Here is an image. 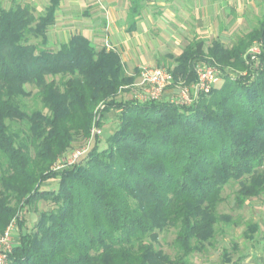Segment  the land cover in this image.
Returning <instances> with one entry per match:
<instances>
[{
	"label": "trees",
	"instance_id": "16d2710c",
	"mask_svg": "<svg viewBox=\"0 0 264 264\" xmlns=\"http://www.w3.org/2000/svg\"><path fill=\"white\" fill-rule=\"evenodd\" d=\"M56 4L37 13L28 3L0 2V233L13 220L22 228L18 212L36 201L52 206L19 232L6 264H189L220 225L234 223L217 212L224 185L237 183L239 207L264 193V13L229 47L193 40L175 57V80L193 83L201 61L221 80L185 105L118 98L139 69L126 74L116 50L81 33L48 47ZM253 42L257 59L247 54ZM29 96L40 105L28 108ZM111 109L118 125L105 146L95 134L83 160L53 171L74 139L100 129ZM50 178L57 186L42 188ZM170 227L174 256L155 247ZM256 229L249 225L245 237Z\"/></svg>",
	"mask_w": 264,
	"mask_h": 264
},
{
	"label": "rangeland",
	"instance_id": "374dc122",
	"mask_svg": "<svg viewBox=\"0 0 264 264\" xmlns=\"http://www.w3.org/2000/svg\"><path fill=\"white\" fill-rule=\"evenodd\" d=\"M181 1L182 0H171L169 4L164 6L161 4L163 0H157L155 5H157L158 8L162 6V12L173 11V9H180ZM190 3L191 8L189 9L191 15L200 16L203 14L205 17L204 25L206 24V27L203 28L206 31L197 33L205 36V46L209 45L211 40L215 38L219 39L223 46H231L239 36L244 35L257 25L258 18L264 12V0H190ZM187 19H190L189 23L191 26H195L193 19L190 17ZM159 23L162 26L159 30L150 31V33L155 35L154 40H156L160 48L156 53L157 58L151 62L140 64L138 69L148 66L172 67L174 64V56L182 50L191 38H193L190 33L193 28L189 27V30H182L180 27H174L175 32L173 30L171 31H173L175 35L169 36L168 29H165L167 21H159ZM251 45L249 47H251ZM153 51L154 50L148 54L152 55ZM227 70L232 76L240 73L230 68ZM217 74L218 79L214 85L215 87H219L221 84L219 71ZM191 84L184 83L180 79L175 80L172 84L165 87L157 98L159 100L180 103L182 102L180 91L184 88V85L187 86L189 97H195L194 90L190 87ZM25 88L28 90L31 89L32 92L36 91V89L30 85H25ZM147 88L148 87L140 84V76L137 74L135 75L133 83L129 87H125L118 95V98L143 97L147 95ZM25 102L28 108L40 105L38 99L33 96L26 97ZM102 120L103 124L100 127V133L97 134L99 148L105 146V139L109 135L110 130L112 131L117 127L118 110L111 109L106 112ZM94 137L95 135H91L88 138L76 137L67 152L52 164L51 169L58 172L66 168L67 165L63 166L64 160L62 157L73 151L76 147H86L87 150L85 154L78 162L83 160V157L87 155L88 151L95 143ZM56 186L57 178L47 179L41 184L42 188L49 189L55 188ZM237 187L238 185L235 181H231L224 185L222 189V196L224 198L217 206V212L228 214L234 223L220 225L221 229L216 233L213 244L207 246L204 251L193 252L189 256V264H223V249L227 250L228 256L232 261L231 264H264V193L260 196L247 199L245 204L239 207L234 202V193ZM51 207L48 201L39 200L33 205L19 211L18 215L19 220H22V228L18 225L16 220L13 221L11 239L13 245L19 242V232L22 229H30L37 221L39 213ZM252 223H256L257 229L253 232L252 238H246L244 233ZM174 237L175 229L173 227L160 231L155 241V247L174 256L177 250L174 244Z\"/></svg>",
	"mask_w": 264,
	"mask_h": 264
},
{
	"label": "crops",
	"instance_id": "0c3cea01",
	"mask_svg": "<svg viewBox=\"0 0 264 264\" xmlns=\"http://www.w3.org/2000/svg\"><path fill=\"white\" fill-rule=\"evenodd\" d=\"M135 1H138V6L134 14L132 9ZM0 2L5 8H9L13 3H28L37 13H42L51 0H0ZM156 2L157 0H57L54 22L47 30V46L56 50L71 35L81 33L97 48L104 46L116 50L124 64L126 74H133L140 64L157 58L156 53L160 48L154 40L155 35L150 31H157L162 27L159 21H167L165 29H168L169 36L175 35L174 27H180L182 30L193 28L190 31L193 38L187 44L193 40H202L204 48H207L212 41L219 40L212 39L210 44L205 46V36L197 34L206 31L203 28L206 27L205 17L203 14L191 15L190 0H182L179 10L165 12H162V6L158 8L155 5ZM170 2L171 0H163L161 4L166 6ZM189 17L194 20L195 26L190 25V19H187ZM152 50L153 54L149 55ZM177 55L173 58L174 64L171 69L175 65ZM114 130H110L109 134Z\"/></svg>",
	"mask_w": 264,
	"mask_h": 264
},
{
	"label": "built area",
	"instance_id": "2783aa9c",
	"mask_svg": "<svg viewBox=\"0 0 264 264\" xmlns=\"http://www.w3.org/2000/svg\"><path fill=\"white\" fill-rule=\"evenodd\" d=\"M259 53L260 45L257 42L253 43V45H251V47H249L247 50V54L251 59H257V55ZM217 72V69L205 62L197 63L196 79L190 85V87H192L194 90L195 97L199 93H207L211 89V87L215 85L218 79ZM139 76L140 84L148 87L147 95L143 97H136V99L140 101L148 99L159 100L157 97L159 96L160 92L175 81L172 70L163 66L141 67L139 69ZM183 87L184 88L180 91V97L182 99V102H180V104L187 105L190 104L195 99V97H189L188 89L186 88L187 86L184 85ZM98 133H100V129L93 128L91 135L94 136ZM86 150L87 149L85 146L74 148L73 151L62 157V159L64 160L63 166L72 165L78 162V160L85 154ZM13 221H11V223L2 233H0V264L7 263V255L14 246L11 240Z\"/></svg>",
	"mask_w": 264,
	"mask_h": 264
}]
</instances>
